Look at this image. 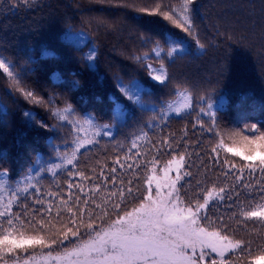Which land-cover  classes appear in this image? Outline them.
Instances as JSON below:
<instances>
[{
	"label": "trees",
	"instance_id": "1",
	"mask_svg": "<svg viewBox=\"0 0 264 264\" xmlns=\"http://www.w3.org/2000/svg\"><path fill=\"white\" fill-rule=\"evenodd\" d=\"M159 2L35 0L31 6L21 2L19 7L12 8L6 6L9 0H0V57L15 65L20 81L17 86L0 71V171L7 170L8 185L15 187L23 180L29 169L35 167L38 155L48 164L63 163L61 157L71 156L79 140L85 134L92 135L94 129L85 126L78 136L72 123L54 115L57 109L68 106L77 119L91 117L96 126L108 125L112 135L96 137L99 143L89 146L90 151L81 149L76 156V169H57L56 175L42 172L37 180L45 197L52 191L67 198L69 181L82 184L88 191L92 185L78 176L70 177L69 170L83 171L95 183H102V178L97 179L101 169L110 177L111 168L116 167L117 186L120 179L125 188L132 181L133 194L138 199L129 200L127 207L131 208L146 193L147 175L159 174L173 155L186 154L184 170L192 175L180 182V194L191 201L212 183L225 187L226 193L235 184L231 177L222 175V171L228 170L226 158L237 164L233 170L237 174L244 163L258 164V159L246 162L242 155L223 149L217 155L212 148L223 139L226 146L243 154L240 137L252 134V124L264 131V0H195L192 18L195 35L203 48L170 21L150 14ZM163 2L178 4L179 0ZM142 8L149 11H140ZM174 40L183 42L184 52L169 62L166 42ZM157 45L164 50L169 77L163 85L153 81L147 67L135 59L145 52L154 55L152 49ZM45 50L53 55L42 57ZM92 51L96 55L89 62L87 56ZM147 63L159 67L155 60L144 62ZM130 82L144 89L141 96L149 107L184 103V96L177 95L178 86L190 106L179 117L173 114L153 121L150 111L132 105L121 94L120 84ZM17 87L33 92L35 99H26ZM201 97H205L203 102ZM209 102L214 105V122L200 112ZM118 108L123 109V116L116 114ZM25 112L30 117H24ZM142 133H147V137L143 138ZM163 139L171 140V146L161 145ZM134 141L138 144L136 149L132 148ZM117 158L124 163L123 169L115 164ZM153 163L157 171L149 172ZM129 164L133 165L131 170ZM244 176L252 180L253 189H258V168L253 173L256 179L249 177L247 169ZM111 189L109 179L103 194ZM253 189L244 190L240 200L250 193L259 200ZM72 192L74 196L84 195L75 187ZM25 203L31 205V197ZM229 203L227 199L212 203L207 210L208 220L202 226L226 231L233 238L252 240L255 251L264 244V228L254 221H243L238 215L239 202L233 203L231 209ZM67 218L65 212L64 219ZM229 259L233 264H241L239 253Z\"/></svg>",
	"mask_w": 264,
	"mask_h": 264
},
{
	"label": "snow or ice",
	"instance_id": "2",
	"mask_svg": "<svg viewBox=\"0 0 264 264\" xmlns=\"http://www.w3.org/2000/svg\"><path fill=\"white\" fill-rule=\"evenodd\" d=\"M21 2L31 6L35 0H9L6 6L16 8ZM194 5L195 0H179L178 4L164 3L160 0L150 10V14L162 16L164 20L170 21L177 29L193 37L198 47L203 48L204 45L195 35V23L192 18ZM140 11L149 10L142 8ZM166 43L169 62L184 52L182 41L174 40ZM152 52L154 55L145 52L135 59L147 67L153 81L166 84L169 77L165 67L164 50L157 45ZM41 55L48 57L53 53L45 50ZM95 55V51L90 52L87 60L93 61ZM148 60L157 61L159 67H154L151 63L144 64ZM14 68L15 65L11 61L0 57V71L18 86L19 75ZM119 90L132 105L150 111L152 113L150 119L153 121L170 118L173 114L179 117L182 111L190 106L187 103L188 97L184 92L179 91V86L177 95L184 96V103L177 105L168 102L151 107L144 104L141 96L144 89L139 84L121 83ZM17 91H20L26 99H35L31 91L19 87ZM204 100L205 97H201V102ZM213 107V103L209 102L205 107H201L200 112L202 115L210 116L214 122L216 113L212 111ZM73 112L71 106H68L57 109L54 115L61 121L67 120L72 123L78 136L84 131L85 126L94 131L91 136L85 134L83 139L79 140L71 156L61 157L63 163L48 164L38 155L35 167L30 168L29 174L18 181L15 187L8 185L5 179L8 175L7 170L0 171V264H9V258L12 257H15L13 264H34V262L36 264H209L210 253L215 254V257L210 258V264H233L229 258L236 256L237 253L240 254L241 264L245 260L247 264H264V244L253 251L252 240L233 238L226 234V231L209 230L208 225L202 226L203 221L208 220L207 210L210 205L227 199L230 202L228 204L230 209L233 203L239 202L238 215L243 221H254L264 228V131H261L256 124H252L249 128L251 135L240 137L239 144L245 150L243 154L235 151L233 147L226 146L223 139L212 148V152L217 155L220 149L233 155H242L246 162L258 159V164L240 165L239 174L233 171L237 169V164L227 158L224 160L228 170L222 171V175L231 177L235 181V184L227 189V193L225 187L212 183L202 192H197L193 200L187 201L182 198L180 189L183 185L180 182L192 173L184 170L186 154H179L173 155L167 165L159 169L163 174L161 178L147 175L146 193L139 198L138 203L128 208L129 200L135 201L138 198L133 194L132 181H128L129 186L125 188L123 179H120L117 186L116 167L111 168L110 177L101 169L97 179L102 178V183H95L93 178L83 171L69 170L70 177L78 176L81 181H86L92 186L85 192L82 184L73 185L69 181L67 198L52 191H49L45 197L43 190L38 186L37 177H40L42 172L56 175L57 169H65L67 166L76 169V156L81 149L90 151L89 146L99 143L96 137L101 134L112 135L107 130L108 125L96 126L91 117L85 120L77 119ZM116 114L123 116V109L118 108ZM23 115L30 117L29 112ZM200 123L203 127V122ZM40 126L45 127L42 123ZM148 127L152 125L149 124ZM142 137L146 138L147 133H142ZM160 143L170 147L172 141L163 139ZM137 147L138 144L134 141L132 148ZM137 159H140L139 153ZM115 164L121 169L124 168V163L119 158ZM132 167L133 165H128L129 170ZM257 168L260 172L257 180L258 189H253L252 180H246L244 172L247 169L249 177L256 179L253 173ZM148 171H157L155 163ZM173 172L175 175H170ZM109 179L112 181V189L103 194ZM199 183L197 181L198 186ZM74 187L84 195L74 196L72 192ZM248 189H253L259 200L250 193L241 201L240 197L244 195V190ZM29 197L33 201L31 205L25 203ZM18 208L22 210L17 211ZM29 212L31 218H28ZM65 212L68 214L67 220L64 219ZM236 215L237 213L234 212L233 216ZM37 248L47 250L40 261H36L31 255L23 257L20 255Z\"/></svg>",
	"mask_w": 264,
	"mask_h": 264
},
{
	"label": "rangeland",
	"instance_id": "3",
	"mask_svg": "<svg viewBox=\"0 0 264 264\" xmlns=\"http://www.w3.org/2000/svg\"><path fill=\"white\" fill-rule=\"evenodd\" d=\"M162 173L160 172L159 174H156V176H157V178L159 179V178H161L162 177ZM170 175H172V176H174L175 175V173L173 172V173H171ZM154 187H155V184L153 183V189H154ZM47 250L45 249V250H39L37 253H32V254H30L31 256H34L35 258H36V261H40V259H41V257L43 256V254L46 252ZM211 254H213V253H210V256H211ZM15 258V257H14ZM14 258H12V259H10L9 260V264H13V259ZM34 264H36V262H34Z\"/></svg>",
	"mask_w": 264,
	"mask_h": 264
}]
</instances>
